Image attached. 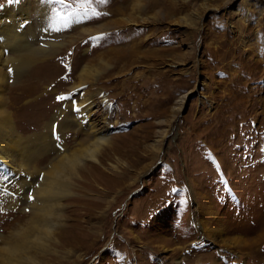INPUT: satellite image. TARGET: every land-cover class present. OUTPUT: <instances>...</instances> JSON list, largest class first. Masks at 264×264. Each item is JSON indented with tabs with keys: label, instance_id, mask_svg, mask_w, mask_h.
Segmentation results:
<instances>
[{
	"label": "rangeland",
	"instance_id": "rangeland-1",
	"mask_svg": "<svg viewBox=\"0 0 264 264\" xmlns=\"http://www.w3.org/2000/svg\"><path fill=\"white\" fill-rule=\"evenodd\" d=\"M21 1L33 13L41 3L0 0V9ZM49 1L69 18L43 38L60 50L34 73L40 87L10 91H23L11 111L26 135L39 133L48 112L72 97L85 50L97 43L123 48L120 55L135 51L124 66L109 60L96 82L109 106L111 146L98 174L75 179L72 195L62 199L64 225L42 262L264 264V0ZM129 16L135 24L124 28L137 32L130 49L112 33L113 22ZM102 25L108 39L84 40V31ZM95 110L104 118V108ZM79 139L69 133L66 143L75 150ZM6 209L3 235L21 215Z\"/></svg>",
	"mask_w": 264,
	"mask_h": 264
},
{
	"label": "bare ground",
	"instance_id": "bare-ground-1",
	"mask_svg": "<svg viewBox=\"0 0 264 264\" xmlns=\"http://www.w3.org/2000/svg\"><path fill=\"white\" fill-rule=\"evenodd\" d=\"M21 4L20 8L11 6L9 11L0 9V210L8 208L21 212L17 221L4 226L9 232L0 234V264H45L40 254L53 252L50 245L58 242L54 232L64 225L62 199L72 195L75 179L83 181L98 174L94 170L101 167L104 152L111 146L107 135L109 125L104 117L109 113V106L105 96L96 91V82L111 67L109 60L116 67L121 62L124 66L132 61L135 50L127 52L126 49L120 55L118 52L123 48L107 50L97 43L85 50V58L75 63L77 76L70 87L72 97L63 101L55 113L48 112L39 133L26 135L11 111L13 103L24 95L23 91L15 97H10V91L26 89L31 84L41 86L42 81H38L34 73L47 68L60 50L43 38H53L52 28L56 24L65 25V19L69 18L54 10L49 0H41L34 13L24 7V2ZM118 12L123 15V11ZM107 15L105 18H109ZM134 21V17L129 16L113 22L118 27L112 32L117 45L129 49L137 45L132 39L137 37V32L124 28L133 26ZM109 31V26L105 25L84 31V40L90 38L88 42L92 44L94 37H102L104 42V37L108 39L112 35ZM69 46L64 50L68 51ZM101 49L104 51L99 53ZM87 84H91L90 91L82 93L81 89ZM46 93L39 96L42 98ZM183 104L184 100H180L178 108L174 109L175 115ZM96 106L104 108V118L98 119ZM69 133H72V141L80 138L76 141L80 148L71 150L68 146L66 136ZM86 162L92 163L91 169L86 168ZM112 168L119 171L115 165ZM22 223L28 226L30 223L31 228H24Z\"/></svg>",
	"mask_w": 264,
	"mask_h": 264
},
{
	"label": "snow or ice",
	"instance_id": "snow-or-ice-1",
	"mask_svg": "<svg viewBox=\"0 0 264 264\" xmlns=\"http://www.w3.org/2000/svg\"><path fill=\"white\" fill-rule=\"evenodd\" d=\"M57 99H59V100H63V99H65L64 97H57Z\"/></svg>",
	"mask_w": 264,
	"mask_h": 264
}]
</instances>
